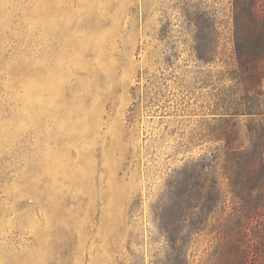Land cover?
Segmentation results:
<instances>
[{
    "label": "rangeland",
    "instance_id": "obj_1",
    "mask_svg": "<svg viewBox=\"0 0 264 264\" xmlns=\"http://www.w3.org/2000/svg\"><path fill=\"white\" fill-rule=\"evenodd\" d=\"M234 64L232 0H0V264L220 259Z\"/></svg>",
    "mask_w": 264,
    "mask_h": 264
},
{
    "label": "trees",
    "instance_id": "obj_2",
    "mask_svg": "<svg viewBox=\"0 0 264 264\" xmlns=\"http://www.w3.org/2000/svg\"><path fill=\"white\" fill-rule=\"evenodd\" d=\"M232 1L235 64L226 75L233 97L216 114L221 148L215 158L223 171L214 172L209 188L203 174L195 208L201 206L203 230L225 202L221 180H227L237 204L227 217L223 255L210 264H264V0Z\"/></svg>",
    "mask_w": 264,
    "mask_h": 264
}]
</instances>
